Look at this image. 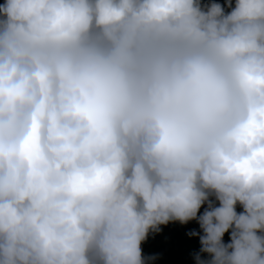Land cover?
I'll return each instance as SVG.
<instances>
[{
	"label": "clouds",
	"instance_id": "9594fccd",
	"mask_svg": "<svg viewBox=\"0 0 264 264\" xmlns=\"http://www.w3.org/2000/svg\"><path fill=\"white\" fill-rule=\"evenodd\" d=\"M0 17V264H146L192 220L195 264H264V0Z\"/></svg>",
	"mask_w": 264,
	"mask_h": 264
},
{
	"label": "trees",
	"instance_id": "16d2710c",
	"mask_svg": "<svg viewBox=\"0 0 264 264\" xmlns=\"http://www.w3.org/2000/svg\"><path fill=\"white\" fill-rule=\"evenodd\" d=\"M201 6L211 3H219L222 7L226 2H233L234 0H199ZM4 0H0V4H3ZM227 12V8H225ZM3 19V17H0ZM210 200L213 197L210 195ZM214 203L217 204L218 202ZM239 213L242 209L237 204L236 209ZM200 215L198 210L197 216ZM195 230L198 235L200 229L195 220L189 221L185 224H181L178 221H170L167 224L160 225L158 232L149 231L145 240L140 244L141 256L154 257L146 262V264H160L162 262L168 264H195L193 255L199 251V239L198 235L195 237L189 236L188 233ZM229 234L226 232L223 236V241L228 242ZM202 259L207 257L201 254Z\"/></svg>",
	"mask_w": 264,
	"mask_h": 264
},
{
	"label": "rangeland",
	"instance_id": "374dc122",
	"mask_svg": "<svg viewBox=\"0 0 264 264\" xmlns=\"http://www.w3.org/2000/svg\"><path fill=\"white\" fill-rule=\"evenodd\" d=\"M205 207L206 205H203V204L201 205V208L199 209L200 214L204 211ZM160 264H168V263L162 262Z\"/></svg>",
	"mask_w": 264,
	"mask_h": 264
}]
</instances>
